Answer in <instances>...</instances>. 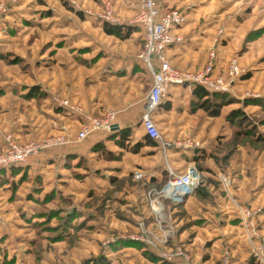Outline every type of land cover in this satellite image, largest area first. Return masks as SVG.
<instances>
[{
  "label": "rangeland",
  "instance_id": "374dc122",
  "mask_svg": "<svg viewBox=\"0 0 264 264\" xmlns=\"http://www.w3.org/2000/svg\"><path fill=\"white\" fill-rule=\"evenodd\" d=\"M111 1L116 24L136 25L140 0ZM160 2L189 14L190 32L231 31L216 75L229 82V59L241 64L223 92L230 103L218 115L179 101L158 119L169 173L193 166L212 184V194L166 199L167 181L156 178L148 152H120L111 142L105 147L113 153H95L98 137L53 149L24 172L0 176V264H89L97 258L159 264L144 254L145 245L161 264L176 257L187 264L186 255L196 264H222L226 251L231 262L252 264L246 260L252 254L264 264V0ZM103 8L102 0H0V150L9 140L23 143L65 128L75 135L84 116L71 105L96 116L113 108L122 124H140L150 88L138 58L141 39L138 32L108 34ZM196 53L181 65L190 60L188 67H199ZM33 88L39 93L31 94ZM238 109L244 114L230 118ZM196 149L204 154L198 161ZM221 183L226 198L219 195Z\"/></svg>",
  "mask_w": 264,
  "mask_h": 264
},
{
  "label": "built area",
  "instance_id": "2783aa9c",
  "mask_svg": "<svg viewBox=\"0 0 264 264\" xmlns=\"http://www.w3.org/2000/svg\"><path fill=\"white\" fill-rule=\"evenodd\" d=\"M104 5L102 18L111 23H117L114 3L111 0H102ZM185 15L177 8L162 11L160 0H140L134 23L142 25L145 34L143 46L138 58L148 67L152 76L151 89L146 95L142 121L155 139L162 137L161 132L152 119V113L167 94L170 84L197 83L203 85L210 91L225 92L229 90L230 82H233L242 72L241 64L237 57H232L228 66L230 81L227 82L222 76L214 75L215 51H210L209 60L204 68L193 71L176 67L169 58L166 48L175 42L183 40L180 29L185 23ZM69 104L68 101H62ZM71 108L84 116V121L75 135L68 132L44 136L40 139H32L26 142L9 140L6 148L0 151V169L13 163H27L31 158L39 155L45 149H58L70 144L86 140L98 132L111 131L117 122V111L113 108L106 110L102 116L87 114L80 106L71 105ZM170 178L162 189V197L181 202L187 195L191 194L200 183V175L195 167L190 166L183 173L170 172ZM154 212L158 215L162 209L156 205ZM251 215L250 211L243 212L242 219L245 224ZM164 236L170 234L165 231ZM177 255L182 254L177 251ZM171 258V255H167ZM187 264L193 263L186 255ZM222 264H232L228 251L223 254Z\"/></svg>",
  "mask_w": 264,
  "mask_h": 264
},
{
  "label": "trees",
  "instance_id": "16d2710c",
  "mask_svg": "<svg viewBox=\"0 0 264 264\" xmlns=\"http://www.w3.org/2000/svg\"><path fill=\"white\" fill-rule=\"evenodd\" d=\"M165 4V3H164ZM174 7L169 6L167 4L162 6V11L167 12L168 10L173 9ZM186 17L189 14L184 13L181 9H179ZM138 11V10H137ZM79 13V15L83 16L82 12L76 11ZM189 19L187 17V21L185 22L188 24ZM101 22L103 24V29L110 35H117L119 37H129L131 34L134 32L139 33V39H141V47L143 46L144 40H145V34H144V29L142 25L136 24V25H129V24H116V23H111L108 22L104 19L101 18ZM221 33H218L219 29L218 27H215L214 29L212 28H207L206 30L199 31V33H195V31L190 32L188 34H185L183 37L182 41L175 42L170 44L166 48V52L173 62V64L181 69H187V70H193V71H198L202 68L205 67L207 64V61L209 60L210 56V51L213 48L215 51V58H214V70L213 74L216 75L215 70L219 68V66H222L223 59L225 58L223 55V48L225 45H227L229 37V34H231L227 27L221 29ZM214 46L212 48H209V43L210 41H214ZM140 47V48H141ZM189 50H195L200 52V57L198 59V64L202 61L199 67L194 68L192 64L190 67L188 65L190 64V60L188 61L186 66H182L181 63L185 62L188 57L187 55L189 54ZM236 57V56H235ZM238 58V57H237ZM140 60V59H139ZM231 58L229 59L228 62H230ZM239 60V59H238ZM141 64L144 66L146 69L147 75L150 78V88L152 85V76L148 70V67L140 60ZM244 79L248 78V74L243 77ZM149 92V91H148ZM39 90L37 89H32L31 94H38ZM146 98V97H145ZM145 98L142 104L143 112H144V104H145ZM229 97L227 94L220 92V91H210L203 85L197 84V83H183V84H170L168 87L167 94L161 99V102L159 105L156 107V109L152 113V119L155 122V125L160 129V124L158 119L162 116H164L166 113H169L172 111V109L178 105H176L177 102L179 101H185L190 105V108H198V109H203L206 111L208 114L211 116H216L219 113V110L221 109L222 106H224L226 103H230ZM232 100V99H231ZM242 113L241 110H233V112L230 114V118L233 117H238ZM118 116V115H117ZM133 122H126V123H121L120 128L117 130H111V131H105V132H98L87 139L91 137H98L99 139L97 142L94 143L93 150L95 153L99 152H106V153H113L107 147H105L106 144H110L111 142L114 143V145L119 149V151L123 150H128V151H135V152H148V156L153 157V169L156 171V178H159L160 180L168 179L170 178V173L166 167V164L163 160L162 154L163 152V145L162 141L160 139H155L153 138L148 130L146 129L142 117L140 124L137 125L138 123ZM139 137L135 139L134 135H138ZM162 135V134H161ZM164 139V137H163ZM6 147L4 146L0 151L4 150ZM147 148V149H144ZM54 148L51 149H45L41 151V153L53 150ZM144 149V151H142ZM137 150V151H136ZM193 154L195 156V160L198 161L204 156L202 153L203 150H192ZM178 152V151H176ZM40 153V154H41ZM190 150L183 152L182 155L188 159L187 156H190ZM38 156V155H37ZM36 157V156H35ZM33 157V158H35ZM30 159L29 162L27 163H13L9 166L2 167L0 169V176L5 177L6 179L14 173H21L24 172L25 170L28 169L30 166L29 163H31L32 159ZM184 170L176 173H183L185 172ZM219 182V181H218ZM214 183H216L214 181ZM220 184V183H219ZM211 183H207V180L205 177H201L199 186L192 192L194 195L197 194H203L205 191L208 192L209 194H212V189H211ZM222 188L216 186L217 188L221 189V193H219L220 197L226 198L227 194L225 189L223 188V185L221 183ZM217 195V194H216ZM189 196V195H188ZM187 196V197H188ZM186 197V198H187ZM238 223H242V220L238 217L237 219ZM145 245V244H144ZM144 245L141 247L144 249ZM145 249L143 252L144 254L150 258L152 261H157L159 264H161L162 258L159 257L156 252L150 248L148 245H145ZM250 257L247 258L250 263L256 264L258 263L257 258L253 256L252 254L249 255ZM256 258V259H255ZM107 259L105 258H97L93 259L90 261L89 264H107L106 262ZM166 262L170 264H184L183 260L179 257H176L172 261H167ZM167 264V263H165ZM232 264H240L237 260L233 259Z\"/></svg>",
  "mask_w": 264,
  "mask_h": 264
},
{
  "label": "crops",
  "instance_id": "0c3cea01",
  "mask_svg": "<svg viewBox=\"0 0 264 264\" xmlns=\"http://www.w3.org/2000/svg\"><path fill=\"white\" fill-rule=\"evenodd\" d=\"M188 27H187V25L185 26H183L181 29H180V31L179 32H183L182 34H188V33H190V30L189 29H187ZM141 49V48H140ZM189 52V54H192V53H195V54H197L196 52L197 51H195V50H189L188 51ZM118 117V116H117ZM116 123H119L120 125H121V122H119L118 120H117V122ZM68 128H65V130L63 131V130H58L57 131V133H59V132H61L62 131V133L63 132H67L66 130H67Z\"/></svg>",
  "mask_w": 264,
  "mask_h": 264
},
{
  "label": "water",
  "instance_id": "95a60500",
  "mask_svg": "<svg viewBox=\"0 0 264 264\" xmlns=\"http://www.w3.org/2000/svg\"><path fill=\"white\" fill-rule=\"evenodd\" d=\"M120 128V124L119 123H115L112 127V130H117Z\"/></svg>",
  "mask_w": 264,
  "mask_h": 264
}]
</instances>
